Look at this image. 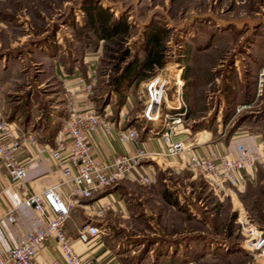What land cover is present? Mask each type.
<instances>
[{
  "label": "rangeland",
  "instance_id": "374dc122",
  "mask_svg": "<svg viewBox=\"0 0 264 264\" xmlns=\"http://www.w3.org/2000/svg\"><path fill=\"white\" fill-rule=\"evenodd\" d=\"M94 6L108 10L112 20H126L128 33L100 39L88 27L85 12ZM152 35L156 41L148 43ZM45 44L66 51L62 60L69 67L83 66L77 54L89 53L96 69V110L115 125L121 117L136 126L139 140L149 129L161 130L165 102L171 114L184 112L179 135L199 133L196 139L226 141L237 130L253 127L264 140V0H0L3 114L9 103L48 121L53 105L64 103L60 82L48 64L38 63L39 54L31 53ZM125 49L136 66L117 92L114 69ZM149 49L158 51L155 67L144 66ZM151 83L165 93L156 121L142 116ZM157 162L161 168L159 159L149 162L152 172H157ZM184 176L191 180L185 182L187 194L179 208L163 201L161 181L148 186L128 178L119 186L127 212L104 235L116 246L118 261L264 264V244L260 249L248 246L244 228L249 224L264 239V167H257L253 181L225 193L199 173L185 169Z\"/></svg>",
  "mask_w": 264,
  "mask_h": 264
},
{
  "label": "built area",
  "instance_id": "2783aa9c",
  "mask_svg": "<svg viewBox=\"0 0 264 264\" xmlns=\"http://www.w3.org/2000/svg\"><path fill=\"white\" fill-rule=\"evenodd\" d=\"M85 70L86 74L78 76L76 82L82 97L70 93L65 97L66 117L55 136L53 147L38 146L34 135L30 133L19 136L17 123L8 121L0 110V167L5 169L10 182L20 189V194L14 193L18 206L32 207L42 220V226L28 233L19 244L10 245L7 249L0 244V264H33L37 251L51 240L58 245L62 254V261L53 260L51 264H108L96 263L95 258L92 257H80L73 249L72 237L66 230V221L75 201L86 199L88 203L85 205L89 213L103 217L112 208V202L95 205L93 201L95 195L115 187L119 181L132 175L141 185L155 186L159 179L157 175L151 173L152 163L149 162L155 157L165 160L179 156L186 150L182 141L173 140V135L180 131L178 126L184 112L171 114L167 108L169 105L164 100L166 112L162 118V128L158 131L165 147L162 153L150 152L144 147H138L133 153L116 155L108 163L93 158L88 140V135L93 131L100 130L106 136H115L120 143L136 141L140 133L133 125L125 129H117L106 115L98 113L92 101L94 93L92 79L96 75V69L91 65H85ZM148 91L151 99L142 116L146 120L156 121L160 115L158 109L161 99L165 93L164 90L159 91L154 87L153 83L149 85ZM242 108L243 106L238 107L237 110ZM25 141L37 146L39 160L51 163L61 171L63 183L70 185L69 197L63 195L61 184L37 191L28 190L24 186L27 167L17 159V153L22 149ZM181 165L194 173L201 174L210 187L221 189L225 193L226 189L235 190L244 184V179L239 174L241 171L256 170L259 165L264 167V143L255 150L241 148L237 156L212 153L203 157L192 151ZM241 215L239 211V216ZM5 217L8 222L16 224L14 209ZM244 228L249 234L246 244L260 249L264 244V239L258 234L260 231L251 228L249 224ZM105 233L103 227L87 223L77 229L75 238L87 243L92 237L104 236Z\"/></svg>",
  "mask_w": 264,
  "mask_h": 264
},
{
  "label": "crops",
  "instance_id": "0c3cea01",
  "mask_svg": "<svg viewBox=\"0 0 264 264\" xmlns=\"http://www.w3.org/2000/svg\"><path fill=\"white\" fill-rule=\"evenodd\" d=\"M31 53L39 54L37 58L38 63L42 65L48 64L50 75L60 82L62 86L61 95L63 96L61 99L64 103L53 105L48 121H44L40 113L35 115L32 111H29L30 109H28V111L17 110L13 106L10 107L9 103H7V114L4 115L8 121L17 123V132L19 136L30 133L34 135L38 146L53 147L55 136L66 117L65 97L69 93L75 94L77 97H82L76 83L77 77L86 74L85 65H87V63L91 65V61H89V53L84 52L77 54L78 56L76 55L79 59L81 58L83 62L82 65H84L81 66L72 63V66L69 67V65L62 60L63 54H65L66 51L61 50V48L56 49L52 44L38 46L37 49H34ZM1 66L2 65H0V67ZM155 66L156 65H154V67ZM6 70L5 66V71ZM8 84L7 82L5 86ZM9 90L8 88L7 92H9ZM29 98L30 100H34L33 95ZM34 106H36V104ZM39 119L41 121H39ZM127 127L128 125L124 123V119L119 117L116 128L125 129ZM198 134L196 133L192 138H187V134L179 135V133H177L173 135L174 141H182V144L185 146L186 150L183 154L169 157L165 160L158 157L154 158L155 160L159 159L162 163L161 168L158 167L160 162L154 164V166H157V172L160 170L162 176L159 178L155 170L153 172L151 171V173L157 175L159 179L158 183L160 181L162 182L163 201L172 208H174V206L179 208V205L184 202L182 201V197L187 194V192L184 191L185 182L191 179L184 176L185 169L187 168H184L181 162L188 158L192 154V151H195L203 157L209 156L212 153L237 156L239 149L255 150L264 141L262 134L253 127L237 130L226 141L219 139L209 141L208 136L203 140L196 139ZM139 138L129 143H120L115 136H106L100 130L93 131L88 135L92 157L104 163L110 162L118 154L133 153L138 147H144L150 152L162 153L164 151L165 147L161 142L159 132L149 129L142 139L139 140ZM17 159L27 167L24 186L28 190L37 191L42 188L61 184L60 189L63 195L69 197L70 185L68 183H63L64 179L58 168L51 163L37 158V146L25 141L22 149L17 153ZM255 173L256 170H248L241 171L239 174L244 179V182H251L255 178ZM128 178L135 180L134 175L125 177L119 181L115 187L93 197L95 205L103 202H112V208L109 209L103 217H97L89 213L88 207L85 205L88 203L86 199L81 198L78 202L75 201L70 216L66 221V230L72 237L73 249L80 257L95 258L96 263L107 262L108 264H121L117 259L116 246L112 245L108 239L106 240L105 236L92 237L87 243L78 241L75 236L77 229L84 224H97L104 229H109L110 223L114 221L115 218L125 216L123 213L127 211L124 206L121 192L119 191V186L124 185L126 180H130ZM19 190L17 185L10 182L5 169L0 167V244L5 249L10 245L19 244L28 233L36 231L42 226L41 218L32 207L27 205L18 206L14 193L17 192L20 194ZM13 209L16 217V224L8 222L5 217V215ZM53 260L62 261V254L58 245L51 240L47 241L44 246L37 251L33 259V264H51Z\"/></svg>",
  "mask_w": 264,
  "mask_h": 264
},
{
  "label": "trees",
  "instance_id": "16d2710c",
  "mask_svg": "<svg viewBox=\"0 0 264 264\" xmlns=\"http://www.w3.org/2000/svg\"><path fill=\"white\" fill-rule=\"evenodd\" d=\"M85 12L88 14V27L96 31L100 39L113 40L119 35H126L128 33L129 24L127 21L112 20V16L108 10L94 6L85 8ZM153 40L156 41V35H152V37L148 39V43H151ZM128 57L129 51L127 49L123 50L118 58L117 66L114 69L113 81L117 92H120L122 83L134 74L136 61L128 60ZM159 63L158 51L149 49L144 66L154 67V65Z\"/></svg>",
  "mask_w": 264,
  "mask_h": 264
},
{
  "label": "bare ground",
  "instance_id": "6f19581e",
  "mask_svg": "<svg viewBox=\"0 0 264 264\" xmlns=\"http://www.w3.org/2000/svg\"><path fill=\"white\" fill-rule=\"evenodd\" d=\"M178 83H179V84L182 83L180 79L178 80Z\"/></svg>",
  "mask_w": 264,
  "mask_h": 264
}]
</instances>
